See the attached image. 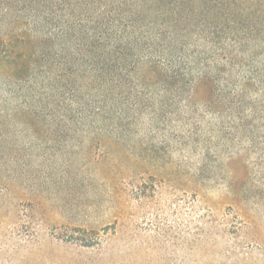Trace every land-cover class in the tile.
<instances>
[{
	"label": "rangeland",
	"instance_id": "374dc122",
	"mask_svg": "<svg viewBox=\"0 0 264 264\" xmlns=\"http://www.w3.org/2000/svg\"><path fill=\"white\" fill-rule=\"evenodd\" d=\"M244 114L89 135L0 111V264H264V120Z\"/></svg>",
	"mask_w": 264,
	"mask_h": 264
},
{
	"label": "trees",
	"instance_id": "16d2710c",
	"mask_svg": "<svg viewBox=\"0 0 264 264\" xmlns=\"http://www.w3.org/2000/svg\"><path fill=\"white\" fill-rule=\"evenodd\" d=\"M0 111L89 135L264 120V0H0Z\"/></svg>",
	"mask_w": 264,
	"mask_h": 264
}]
</instances>
